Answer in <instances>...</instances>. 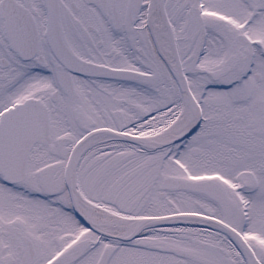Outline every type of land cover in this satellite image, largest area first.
Returning <instances> with one entry per match:
<instances>
[{
  "label": "snow or ice",
  "instance_id": "obj_1",
  "mask_svg": "<svg viewBox=\"0 0 264 264\" xmlns=\"http://www.w3.org/2000/svg\"><path fill=\"white\" fill-rule=\"evenodd\" d=\"M0 264H264V0H0Z\"/></svg>",
  "mask_w": 264,
  "mask_h": 264
}]
</instances>
